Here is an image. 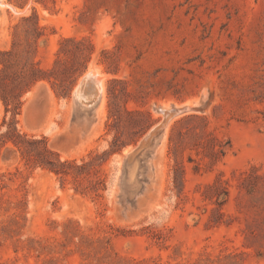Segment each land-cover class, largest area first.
Returning a JSON list of instances; mask_svg holds the SVG:
<instances>
[{
    "label": "rangeland",
    "instance_id": "obj_1",
    "mask_svg": "<svg viewBox=\"0 0 264 264\" xmlns=\"http://www.w3.org/2000/svg\"><path fill=\"white\" fill-rule=\"evenodd\" d=\"M0 1V264H264V0Z\"/></svg>",
    "mask_w": 264,
    "mask_h": 264
},
{
    "label": "trees",
    "instance_id": "obj_2",
    "mask_svg": "<svg viewBox=\"0 0 264 264\" xmlns=\"http://www.w3.org/2000/svg\"><path fill=\"white\" fill-rule=\"evenodd\" d=\"M15 123H16V122H15ZM11 130H12V133H14L13 136H11V137L8 136V135L3 136V137L0 138V142H2L3 144H6V143H8L9 141H12V142L14 143L15 146L19 147L21 141L18 139L19 134L17 133V128H16V125H15V124H14V126L12 127ZM11 130H9L8 132L11 133ZM8 132H7V134H8ZM44 165L47 166V164H45V163H44ZM49 165H50V166H48V167H51V169H54V168H53V167H54V164H49Z\"/></svg>",
    "mask_w": 264,
    "mask_h": 264
},
{
    "label": "bare ground",
    "instance_id": "obj_3",
    "mask_svg": "<svg viewBox=\"0 0 264 264\" xmlns=\"http://www.w3.org/2000/svg\"><path fill=\"white\" fill-rule=\"evenodd\" d=\"M1 5H2V3L0 1V6ZM87 80L88 81H93L97 85L98 90L102 89V80L98 79L97 75L94 72H92V73L90 72L89 74H87L85 76L84 81L86 82Z\"/></svg>",
    "mask_w": 264,
    "mask_h": 264
}]
</instances>
